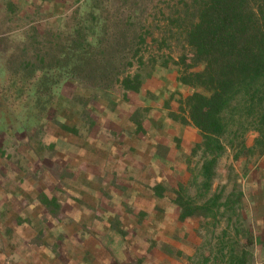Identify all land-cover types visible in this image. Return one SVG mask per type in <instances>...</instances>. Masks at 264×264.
Returning a JSON list of instances; mask_svg holds the SVG:
<instances>
[{
    "label": "rangeland",
    "instance_id": "rangeland-1",
    "mask_svg": "<svg viewBox=\"0 0 264 264\" xmlns=\"http://www.w3.org/2000/svg\"><path fill=\"white\" fill-rule=\"evenodd\" d=\"M172 1L0 0V264H54L53 258L55 264H135L137 258L144 263L152 260L149 254L150 259L141 256L142 250L137 254L138 249L130 247L113 251L119 236L117 228L109 224L103 236L95 226L90 234L76 232L54 253L43 250L53 241L49 232L41 236L29 233L23 238L27 221L22 217L32 219L34 212L30 188L18 186L33 181L24 182L23 177V171L34 166L30 162L32 152L45 150L53 160L68 159L62 152H53L50 145L59 136V128L69 129L75 144L84 140L86 152H100L99 131L105 129L109 138L116 137L112 126L119 118H130V114L137 120L144 118L150 125L157 123L145 129L150 139L145 152L163 154L156 162L162 164L160 173L166 176L163 180L169 185V193L153 199V207L149 206L143 219H139L134 206L129 208L130 213L124 214L120 225L130 234L135 232L137 238L135 246L131 238L126 244L164 248L169 251V258L164 260L170 262L182 260L179 247L187 246L194 251L188 261L225 264L226 257L223 259L219 253L231 248L236 257L245 256L247 264H264V171L259 169L264 165V99L258 101L264 86L253 100L238 94L228 103L223 112L227 123L221 138L224 148L210 187L205 189L200 174L203 156L197 146L199 133L177 117L182 116L178 100L190 91L177 81L178 47H151L150 39L149 43L136 45L146 31L161 37L162 11ZM85 17L89 23H84ZM94 17L98 18L96 22ZM98 23L105 27L99 47L90 57L83 54L88 63L70 69L74 75H68L64 63L75 47L76 28L83 34L86 30L80 27L88 29ZM105 46L109 51L102 54ZM138 58H142V64ZM135 72L141 76L139 92L125 91L116 82V75ZM170 114L177 119H171ZM124 132L113 141L120 145L118 150L143 152L142 138L132 136L129 129ZM80 181L76 176L68 184L77 187ZM178 185L196 204L217 199L215 217L179 221L178 208L169 197ZM117 191L110 195L119 194ZM103 206L119 213L122 210L113 202ZM64 208L73 211L75 206L64 203ZM99 208L97 213L102 212ZM135 208L138 211L141 205ZM145 222L150 229L142 224ZM97 240L106 244L104 251L95 249Z\"/></svg>",
    "mask_w": 264,
    "mask_h": 264
},
{
    "label": "trees",
    "instance_id": "trees-1",
    "mask_svg": "<svg viewBox=\"0 0 264 264\" xmlns=\"http://www.w3.org/2000/svg\"><path fill=\"white\" fill-rule=\"evenodd\" d=\"M162 16L161 37L146 31L145 35L138 37L136 45H144L150 39L153 45L148 46L151 47L156 45L159 49L167 47L169 50L170 45L178 47L175 63L180 71L177 81L188 86L190 91L179 98L177 108L182 116L177 117L181 123L189 121L199 133L197 146L202 149L203 156L202 186L209 189L224 148L221 138L227 130V123L223 112L233 97L241 94L253 100L264 86V0H173L168 3L167 10L162 11ZM93 19L98 20L97 17ZM83 21L89 23L86 17ZM77 29L73 40L75 47L66 55L64 63L68 75H74L72 70L80 64L88 63L89 59L83 54L90 57L95 53L105 32L104 25L99 23L88 29L87 26L86 29L80 27L84 32L86 30L83 34ZM106 51H109L108 46L102 54ZM138 63L142 64V58H138ZM100 78L105 79V76ZM116 82L125 91L138 93L141 76L137 72L116 75ZM263 99L264 94H261L258 101ZM170 117L177 119L173 114ZM154 189L161 194L163 187L156 185ZM173 193V203L178 208L181 222L215 217L218 211L215 198L196 204L179 185ZM47 197L43 192L42 200L54 210L58 209L54 198ZM222 253L219 254L223 259L226 257L225 264H247L245 256L236 257L231 248L224 252L226 254ZM141 261L137 260L135 264H141Z\"/></svg>",
    "mask_w": 264,
    "mask_h": 264
},
{
    "label": "crops",
    "instance_id": "crops-1",
    "mask_svg": "<svg viewBox=\"0 0 264 264\" xmlns=\"http://www.w3.org/2000/svg\"><path fill=\"white\" fill-rule=\"evenodd\" d=\"M143 119L137 120L133 114H130V118L117 119L111 128L112 134L116 137L119 135L123 136L125 129L131 130L132 136L138 135L142 138L143 152H127V150L121 152L117 148L120 145L113 143L116 137L110 136L111 138H109L108 134L105 133V129L99 131L98 134L99 141L97 147L100 152H86L84 140L79 144H75V141H73L74 136L70 130L66 131L61 128L57 130L59 136L55 137V140H51L52 144L50 143V145L53 148V152H62L68 159L53 160L52 154L45 150L44 152H32L33 155L30 162L32 161L34 166L23 171V177L24 182L30 179H33V181L30 184L27 182L28 186L24 187L23 184H21V187L18 186L22 189L26 187L30 188L28 190L32 196L30 207L31 212H34L32 219L29 216L22 217L23 220L27 221L23 224V238L25 239V236L29 233H38L41 236L43 232H49L53 241L51 244H48L51 245L49 248H44L43 250L47 251V253L54 250V253L58 248H61L59 247L60 243H68L69 238L73 237L76 232L79 235L90 234L93 226H95L97 233L101 232L100 235L103 236V234H107L106 231L109 224L117 228L116 232H118L119 236L114 241L113 251L120 252L125 247H130L138 249L137 254H139V251L142 250L141 256L149 259L151 257L152 260L144 263L142 258H137L142 260L141 264H203L199 261L193 262L187 260L194 253L193 248L190 250L187 246L179 247V253L181 254L179 258L183 257L182 260L170 262L169 260H164L169 258V251L164 248H151V246L145 244L143 247L136 246L135 248L126 244V241L131 238L135 246V238H137L135 232L130 234L128 228L120 225V220L124 218V214L130 213L129 208L132 209V206H134L135 213L139 216V219H143L146 216L144 212L150 210L149 206L153 207L151 204L154 201L153 199L159 200L165 197V193H169L166 192V188L169 185L163 180L166 176H162L161 174L163 173H160L162 164L160 165L156 162V159H161L163 154L145 152L150 147L148 144L150 139L146 135L145 131L147 130L145 129L154 127L157 123H151L150 125L149 121H144ZM158 120L160 121V119ZM186 124L192 126L189 121ZM193 130L196 131V128L193 127ZM143 133L146 136L145 138L143 137ZM108 142H112L114 145ZM182 142L184 143L185 141L182 140ZM25 158H28V156H25ZM259 169L264 171V165H259ZM90 174L91 177H89ZM76 176L80 177L82 181L77 182V187H73L74 185L69 186L68 180L74 179ZM136 176L139 177L136 178ZM156 185L163 187L161 194H158V191L154 189ZM133 188L137 190L135 191ZM115 189H118L116 193L119 194L113 193L110 195ZM144 190L146 191L144 192ZM173 191L174 189L171 191L169 197L171 203L175 205L173 203ZM43 192L48 195L47 198H54L59 205L58 209L54 210L51 205L42 200ZM116 195L119 197H114ZM112 202L116 205V208L122 209L121 213L118 210L103 206L105 204L110 205ZM64 203L70 204L72 208L74 205L75 208H73V211L65 209ZM136 205H141L138 211L135 208ZM97 207H100L99 209L102 212L97 213ZM103 210L105 211L103 212ZM25 218L30 219L31 222L29 223ZM94 222L97 224L95 225ZM146 223L142 224H145L148 228L149 226L151 227L150 224ZM103 240H97L95 249L104 251L102 248L105 249L106 244H104ZM45 251L43 252L45 253ZM146 254H149L150 257ZM51 263L55 264L54 258L51 260Z\"/></svg>",
    "mask_w": 264,
    "mask_h": 264
}]
</instances>
